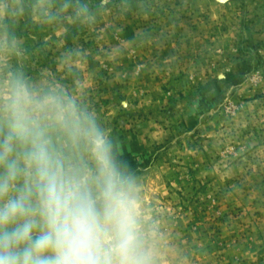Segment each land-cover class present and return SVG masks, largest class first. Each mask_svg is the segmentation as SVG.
Instances as JSON below:
<instances>
[{"label":"rangeland","instance_id":"1","mask_svg":"<svg viewBox=\"0 0 264 264\" xmlns=\"http://www.w3.org/2000/svg\"><path fill=\"white\" fill-rule=\"evenodd\" d=\"M86 2L0 0L11 65L119 138L157 264H264V0Z\"/></svg>","mask_w":264,"mask_h":264},{"label":"clouds","instance_id":"2","mask_svg":"<svg viewBox=\"0 0 264 264\" xmlns=\"http://www.w3.org/2000/svg\"><path fill=\"white\" fill-rule=\"evenodd\" d=\"M63 7L95 20L86 0ZM6 15L0 7V264H157L119 138L81 99L11 65Z\"/></svg>","mask_w":264,"mask_h":264}]
</instances>
